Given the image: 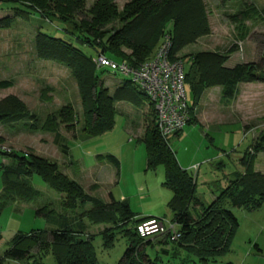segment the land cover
I'll return each instance as SVG.
<instances>
[{
	"label": "trees",
	"instance_id": "1",
	"mask_svg": "<svg viewBox=\"0 0 264 264\" xmlns=\"http://www.w3.org/2000/svg\"><path fill=\"white\" fill-rule=\"evenodd\" d=\"M86 1L0 0L14 5L11 16L0 18V30L10 28L17 17L27 19L31 13L40 14L49 23L58 21L68 27L65 32L72 39L54 37L38 30L34 37V49L38 59L57 62L70 71L76 81L81 103L80 130L88 137L112 129L116 115L115 103L126 102L139 107L142 97L148 100L128 77V80L115 86L110 94L100 77L105 68L97 66L96 57L102 55L116 63L125 61L131 67H138L150 59L164 34L169 36L170 41L169 61L179 60L183 65V88L190 98V103L187 102L189 120L186 125L196 121L192 112L204 90L218 87L220 101L228 104L238 96V84L264 83V50L258 61L235 64L231 68L224 64L229 55L235 52V45L223 54L202 51L177 57L184 47L210 33L203 0H129L121 10L113 0H97L89 8H86ZM219 1H232L240 5L239 10L228 17L235 24L239 40L247 36L245 22L263 20L252 0ZM80 46L90 48L96 56L87 55ZM12 86V81H0V89ZM149 109L151 115L146 120L142 137L146 168L153 171L160 166L163 168L162 185L171 193L166 207L171 215L170 222L179 233L178 240L173 242L168 240L167 235L162 236L161 244L172 246L161 251L166 254L169 250L176 252L177 248H182L204 262L207 258L224 254L237 227L234 215L224 208V204L252 211L259 209L264 202V174L252 169L255 156L264 153V127L240 157L238 163L241 171L233 173L232 179L215 198L204 204L195 196L194 178L180 168L168 138H163L157 130L151 103ZM36 119L15 96L0 100V124L30 120L29 126L34 129ZM60 124L68 130L79 124L70 105L49 115L42 126L43 130L55 135V143L67 154L68 148L60 143ZM181 130L171 137H177ZM0 154L12 160L10 164L0 167L3 183L0 211L10 203L31 204L40 197V193L29 184L33 175L63 196L61 206L64 209L57 218L50 216L53 210L42 213L48 204L38 210L37 214L43 215L53 228L15 234L4 252L5 259L24 261L25 264H43V258L50 253L53 264H97L92 243L94 237L86 235L83 222L86 219L91 225L103 226L96 236L102 239L104 249L113 247L116 232L126 238V249L115 264H158L157 259L160 258L155 256L151 259L146 252V247H153L152 242L140 238L135 229L138 223L148 218H137L126 200L115 201L110 195L109 202H103L86 194L78 182L60 171L57 163L31 152L8 149L0 150ZM105 159L114 166L118 175V160L114 156ZM87 205L90 208L84 209ZM79 209L81 213L77 214ZM66 211L73 215L69 216Z\"/></svg>",
	"mask_w": 264,
	"mask_h": 264
},
{
	"label": "rangeland",
	"instance_id": "2",
	"mask_svg": "<svg viewBox=\"0 0 264 264\" xmlns=\"http://www.w3.org/2000/svg\"><path fill=\"white\" fill-rule=\"evenodd\" d=\"M95 1L87 0L86 8ZM113 1L121 10L129 0ZM203 2L208 13L210 33L184 47L177 57L202 51L223 54L235 45V52L229 55L224 64L227 68L258 61L264 50V0H252L263 20L245 22L248 32L243 40H239L235 24L228 18L239 10L238 3H221L219 0ZM13 8L12 4L0 2V18L11 16ZM67 28L61 22L49 23L40 14L31 13L27 19L17 17L10 28L0 30V81L13 82L12 87L0 89V100L15 96L37 118L34 129L29 126L30 120L0 124V139L3 140L0 145L14 151L31 152L57 163L60 171L78 182L86 194L103 202H109L110 195L115 201L126 200L138 218L153 217L169 222L171 215L166 202L171 193L162 185L163 168L160 166L154 171L146 168L142 137L146 120L151 115L149 101L142 97L139 107L126 102L115 103L112 129L88 137L80 130L81 103L76 81L70 71L57 62L37 58L34 49L36 32L39 30L54 37L72 39L65 32ZM80 48L87 55L96 56L90 48ZM100 77L110 94L115 86L128 80L122 74L107 69H103ZM237 89L238 96L228 104L220 101L218 87L204 90L192 112L196 121L186 125L177 137L168 138L178 165L194 178L195 196L204 204L211 202V194L216 196L226 186L233 173L241 171L238 163L240 157L264 127V83L238 84ZM184 92L189 104L187 90L184 89ZM67 105L72 107L79 124L72 130L62 124L58 126L60 143L68 148L66 154L55 143V135L43 130L42 126L49 115L56 114ZM107 156H114L118 160V175L114 166L105 159ZM11 162L9 157L0 154V167ZM252 169L264 174V153L255 156ZM1 175L0 170V193L3 187ZM29 184L40 193L35 202L10 203L0 211L1 264H25L24 261L4 258L8 243L15 234L53 228L43 215L37 214L44 205L48 204V207L42 213L53 210L50 216L54 218L64 212L61 194L50 189L37 175L31 177ZM88 208L90 205L84 209ZM224 208L229 209L237 221L228 251L224 254L207 258L204 262L182 248H177L176 252L169 250L165 254L161 251L163 246L159 244L146 247L147 254L151 259L158 256V264H264V202L259 209L252 211L231 208L227 203ZM66 212L69 216L73 215L70 211ZM80 213L79 209L77 214ZM83 222L86 235L94 237L92 243L97 264H115L126 249V238L116 232L113 247L104 249L102 239L96 236L103 226L91 225L86 219ZM171 246H167V250ZM42 262L53 264L51 254H47Z\"/></svg>",
	"mask_w": 264,
	"mask_h": 264
},
{
	"label": "built area",
	"instance_id": "3",
	"mask_svg": "<svg viewBox=\"0 0 264 264\" xmlns=\"http://www.w3.org/2000/svg\"><path fill=\"white\" fill-rule=\"evenodd\" d=\"M169 48V36L164 34L150 59L138 67H131L125 61L116 63L102 55L95 59L98 67L130 78L143 91L153 105L155 124L163 138L179 132L189 120L183 88V65L179 60L169 61ZM0 150L8 151V148L0 145ZM135 229L140 238L167 235L171 242L179 238L176 226L163 219L148 218L138 223Z\"/></svg>",
	"mask_w": 264,
	"mask_h": 264
},
{
	"label": "crops",
	"instance_id": "4",
	"mask_svg": "<svg viewBox=\"0 0 264 264\" xmlns=\"http://www.w3.org/2000/svg\"><path fill=\"white\" fill-rule=\"evenodd\" d=\"M180 168H181V166H180ZM181 169H182V168H181ZM184 170H186V169H184ZM194 183H195V182H194ZM211 195H212V196H211V197H212L211 199L213 200V199L215 198V195H214V194H211ZM213 195H214V196H213ZM212 200H211V201H212ZM209 203H210V202H209ZM136 216H137V215H136ZM192 216H195V215L192 213ZM137 218H138V217H137ZM143 218H149V217H143ZM147 241H148V240H147ZM149 241L152 242L153 247H155V246L158 244V242H159V243H160L159 245H160V246H163V248H166V250H167V246L165 247V246H164L163 244H161V242H160V241H161V237H157V236H156L154 239H149Z\"/></svg>",
	"mask_w": 264,
	"mask_h": 264
}]
</instances>
